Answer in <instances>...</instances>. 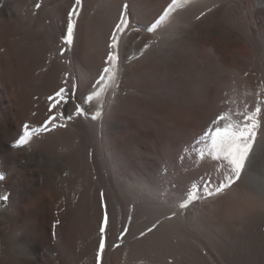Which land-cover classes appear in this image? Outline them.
Instances as JSON below:
<instances>
[{
    "label": "bare ground",
    "instance_id": "1",
    "mask_svg": "<svg viewBox=\"0 0 264 264\" xmlns=\"http://www.w3.org/2000/svg\"><path fill=\"white\" fill-rule=\"evenodd\" d=\"M57 3L51 0H0V15L15 18L20 31L29 33V28L32 30L30 23L37 20L33 38L29 40L28 33L24 34L15 45L17 54L11 52L6 61V73L20 102V118H16L13 108L5 102L0 88V176L4 177L0 181V194L10 198L0 201V264H64L59 261L60 249L66 250L68 258L77 264H94L93 258H78L75 250L66 245L63 223L53 224L57 218L52 199L46 194L50 190L38 191L49 181L47 187L55 193L52 192L54 207L60 210V204L65 202L66 199L59 202L63 191L60 189L64 188L62 194L71 197V203L78 206L76 210L81 208L83 223L88 222L84 223L86 227L90 225L88 228L93 225L91 232L99 240V194H105L110 224L100 259L102 264H111L110 248L122 230H126V234L123 247L118 250L119 264H210L205 255L206 252L209 255L208 251L216 252L223 264H264V0H176L173 11L152 34L157 43L138 59H131L126 64L122 60L123 67L117 73L119 88L112 82L106 94L84 106L89 117L74 115L77 101L61 103L60 115L61 112L73 114L71 121L61 119L66 128L40 133L30 141V148H17L14 142L22 135L23 126H41L49 96L59 87L68 86L61 83L65 74L78 84L77 100L91 90L105 66L110 33L122 13L132 10L134 16L140 15L138 22L131 21L130 25H147L152 11L160 9L159 16L173 0L164 5L156 1L150 11L142 0H82L74 19L77 36L81 35L77 34L79 30H86L87 47L81 52L76 36L72 50L65 51L64 56L60 55V49L64 47L61 38L67 14L75 6V0L68 9ZM90 4L96 5L97 16L87 26L85 23L82 26L80 11ZM229 10L237 12L239 29H234L238 27L233 23L223 22ZM208 12L214 13L213 21L205 20L204 15ZM211 33H243L252 42L256 56L241 57L234 70H230L231 76L229 74L232 77L236 72L240 82L232 81L226 75L227 80L208 99L200 86L192 87L189 100H183L187 101L184 106L201 105L210 115L199 122L197 130L181 131L176 141H162L160 152L153 154L155 159L159 158L155 162L154 158L144 155L140 147H135L134 131L130 137H123L126 123L122 115L146 116L148 107H142V100L145 97L158 100V94H161L158 87L140 90L133 85L134 77L154 76L160 82L175 83L171 80L175 73L169 72L170 64L184 59L188 42L208 38ZM138 36L142 39H136ZM147 38L143 32L128 33L123 55L132 57ZM45 58L49 66H45ZM161 62L167 66L162 67ZM44 66L51 67L48 74ZM244 71L252 72L258 81L260 79L261 89L252 86ZM134 93L146 96L139 101L133 97ZM169 95V92L165 93L164 99ZM197 98L202 101L196 102ZM258 102H261V114L256 155L247 173L221 195L180 209L179 203L187 190L193 184H200L201 177L211 176L218 182L225 174L224 169L216 170V162L207 156L206 150L201 159L189 148L202 127L221 112L231 114L230 123H238L243 116L236 113L247 114V106L253 112ZM97 104H102V117L93 121L90 115L94 114ZM45 162L54 171L59 170V177L44 174L42 163ZM166 216L172 218L166 219ZM153 224L156 228L148 232ZM88 228L86 230L90 231ZM37 235L49 238L44 246L49 256L39 253ZM88 235L84 239L89 237L88 245L91 246L94 238Z\"/></svg>",
    "mask_w": 264,
    "mask_h": 264
},
{
    "label": "rangeland",
    "instance_id": "2",
    "mask_svg": "<svg viewBox=\"0 0 264 264\" xmlns=\"http://www.w3.org/2000/svg\"><path fill=\"white\" fill-rule=\"evenodd\" d=\"M51 1L52 2L54 1L55 3L58 1L57 4L62 3L63 5L62 4H59V5L65 7V9H68L69 7H71L72 2H73V0H61V1L51 0ZM156 1H160L161 5H164L165 3L168 2V0H142L144 7H146L149 11L153 3H155ZM95 8H96L95 4H90V5H86L85 8L81 9L80 11L81 24L80 25L87 26L88 23H90L97 16L98 10H96ZM159 11L160 9H155L154 11L151 12L148 24L154 21L156 18H158ZM139 16L140 15L134 16V12L131 10L129 23L135 22L136 20L138 22ZM82 18L84 19L82 20ZM204 18L205 20L213 21L214 13L208 12L207 14L204 15ZM225 21L227 23L229 22L233 23L236 27H238L234 29H239L241 27L239 22L237 21V12L235 10H229L225 14V20H223V22ZM16 24H17V21L15 18H8L3 15H0V37H2V39L0 38L1 39L0 40V88L4 96L5 102L8 104L9 107L13 108L14 115L16 116V118H20L21 117L20 102L15 97V94H17V92L15 91V86L13 85L12 81L9 79V75L8 73H6V69H5L6 61L7 62L9 61L10 53L14 52L13 54H17V52H15V45L17 44V42L21 40L24 34L28 33L27 31H20L18 26H16ZM36 24H37V20H33L30 23L32 30H30L31 28H29L28 30L29 40L33 38V35H34L33 32L36 33L34 29V27H36ZM85 32L86 30L84 31V29H83V32H80L79 30L77 34L80 33L81 35L80 34H79L80 36L76 35L78 40L81 38L79 40L80 42L77 40V44L79 45V50L81 52H84V50H86V47H87L86 46L87 37L85 36L86 35ZM145 36L149 37V34L145 33ZM186 49H187V53L184 56V59L171 63L169 67L170 70L172 71V72L171 71L169 72L171 74L175 73L174 76H172L171 78V80H173V82L175 83L169 84V83L160 82V80H158L159 78L158 79L154 78V76L147 77V75H145V76H141L138 78L134 77L133 85H135L140 90L145 91L152 87H155V88L158 87L160 88L159 91H161V94H158L159 96L158 100H155V98L149 99L145 97L146 95L144 93L142 94L134 93L135 95L134 96L132 95L135 98V100L137 99L139 101H141L142 98L145 97V99L142 100L144 104L142 102L141 104L143 105L142 107L144 109L148 107L146 109L147 110L146 116L145 114H143V116L133 115L135 116L133 117L132 115H129V114L127 115L126 113L122 115L126 123V128L123 133V137L125 138L130 137L134 131V134L132 135H134L133 138L136 141L135 147L136 148L140 147L139 149L141 150V152H144V155H146L148 158H154L155 152L156 151L160 152L161 148L159 144L162 141H167L168 139H169L168 141H176L179 139L181 131H184V130L190 131L192 129L197 130L199 122L202 121L205 117H208L210 115L209 113L206 112V110L201 105L184 106V104L189 100V96L192 93V87L194 85L200 86V89H203V92L206 94L205 98L208 99L210 98L212 93L217 91L219 85L224 83V81L227 80L226 75H228V78L231 76L230 73L232 71L230 72V70H234V68L237 66V63L239 62L241 57L256 56V52L252 45V42L248 40L243 35V33H211L210 37L208 38L200 37V39H198L197 41L188 42L186 44ZM44 61H45V66H49V65H46V58ZM28 62L30 61L28 60ZM138 64H139V60L137 62V65ZM43 65H44V62H43ZM45 66H44V71L46 74H48L50 72V70L48 71V69H51V67L46 68ZM161 66L166 67L167 65L164 62H161ZM58 68L60 67L58 66ZM244 72L249 77V79L252 81L253 83L252 86L255 85L254 87L255 89H261L262 84H261L260 79L258 81L257 78L254 77V73L252 72H248V71H244ZM236 76H237L236 72L232 73V77H230L232 78L231 80L239 81V79ZM61 83L64 84L63 82ZM167 92H169L170 95L169 97H167V99H164V97H166L165 93ZM239 93H241V91H239ZM54 94L55 92L52 95ZM183 100H187V101L183 102ZM72 101L74 103L76 102V100H72ZM197 101H202V98L201 99L197 98L196 102ZM49 103L50 101L49 99H47V113H46V116L43 118L41 125L49 116V112H48ZM248 105H251V104L248 103ZM59 108H60V105H58V107L54 109V114L58 117V123H62L61 119H59L60 117ZM247 108H248V113L252 112V109H250L249 106H247ZM145 117H148V118H145ZM38 126H40V124H38ZM56 130H59V129L56 128L52 131H56ZM158 159L159 158L155 159V162L159 161ZM44 164L42 163V170L45 175L48 174L50 177H53V176L59 177L60 175L59 170L54 171L53 167H51L49 163H46L45 165ZM50 183H51L50 181L47 183H43V185L39 188L38 191L44 192L46 191V189L50 190V191H46V194L52 199V209L57 218L53 222V224L55 223L56 225L57 224L61 225L63 223L64 238H65L64 240L66 243H68L66 245L69 248L72 247L71 249L75 250L78 258L79 257L81 259L88 258V260L89 259L92 260L93 258L94 264H102L100 260L102 253L99 252V241H100L99 237L95 234L93 235L91 232L93 225L91 228H88L90 225H87L86 227V224H88V222L84 221V223L86 224L83 223L82 220L84 219L82 218H84V216L83 217L81 216V213H82L81 208L79 207V210L75 209V207L78 209V206L77 205L75 206V203H71L72 199L71 197L69 198V196H67L68 194L66 193V191L64 192L67 194V195L65 194L66 196L62 194L64 191V188L60 189V191L61 190L63 191L60 192L61 194H60L59 202H63V201L65 202L60 204V207H61L60 210L55 208L54 199L52 197V192L54 193V191L52 190L51 187L49 188L47 187ZM63 199H66V200H63ZM37 201L38 200H36L35 202ZM67 201L69 202V204H67ZM77 203L79 205V202ZM63 211L66 212V214L63 213ZM57 221H59V223H57ZM87 228L90 231L86 230ZM238 228L239 227H237L236 229ZM88 232H90L89 235H88ZM94 232L95 231L93 229V233ZM86 234L90 236L91 238H94L91 241V242H94L93 245L92 244L91 246L88 245L90 243L88 241L89 237L88 238L86 237V239H84V236H87ZM118 234L119 235L117 236L116 243H114L110 248L111 264L120 263L119 251H120V247L121 248L123 247V243H124L123 239L125 237L126 232L119 231ZM121 236H123L122 240H121ZM36 239H37L36 242L39 245V248H38L39 253L44 256H49V252H47V250L44 249V246L49 241V238L45 235H37ZM96 240H97V243H96ZM79 252L80 254H78ZM83 252L86 255V257L83 254ZM205 252L206 251H204V253ZM208 252H209V255L207 254V252L205 253V255L207 257V260L210 262V264H223L222 261H219L220 257L218 254H217L218 256L216 255V252L214 251H208ZM58 254H59L58 256H59L60 262L63 261L64 264H68L69 261H71L68 258V254L66 253V250L60 249L58 250ZM60 254L63 255V257ZM117 259L119 260V262ZM69 264H77V263L74 261H71Z\"/></svg>",
    "mask_w": 264,
    "mask_h": 264
},
{
    "label": "snow or ice",
    "instance_id": "3",
    "mask_svg": "<svg viewBox=\"0 0 264 264\" xmlns=\"http://www.w3.org/2000/svg\"><path fill=\"white\" fill-rule=\"evenodd\" d=\"M176 4V0H173L172 5L163 10V12L154 21L147 25H130L127 16L130 13H122L118 19V22L114 25L112 32L110 33L109 43L107 45L109 51L106 54L105 66L102 68L95 82L91 85V90L84 94L81 99L77 100V88L78 84L75 79L69 80L68 74H65L63 83L68 85L67 87H59L54 95L49 96V116L39 127H31L28 124L23 126V133L14 142V147L23 148L28 146L30 148V141L33 137L40 134L52 131L56 128H64L66 124L58 123V117L54 114V109L61 103H68L70 100H76L74 115L89 117L88 111L85 109V105L92 103L99 98L102 94H106L109 90V86L112 82H116V87L119 88L117 73L123 64H126L131 59H138L143 55L150 47H152L157 41L152 39V34H155L160 26L163 24L169 13L173 11ZM82 6V0H75V6L71 8L67 14L66 28L61 38V42L64 45L60 49V55L64 56L65 51H71L74 45L76 37L77 24L75 17L78 16L77 9ZM40 7L39 4L36 5ZM127 9V5H125ZM146 33L149 34V38L144 39V43L141 45L137 52L132 57L123 55V49L126 44V37L128 33ZM136 39H142V37H136ZM123 60V64H122ZM261 114V102L257 103V106L253 112L247 114L236 113V115H242L243 119L238 123H230L231 114L228 112H221L214 119L205 123L202 127L200 134L189 145L191 151H193L199 158L205 157V150L207 156L216 162V170H225V174L217 182L213 180L211 176L204 178L201 177L200 184H193L190 189L187 190L185 197L179 203L180 209H188L194 203L208 199L211 197L219 196L227 189L233 187L240 179L242 174H246L247 170L254 161L257 143V129L260 126L259 117ZM102 117V104H97L94 114L90 115V119L95 121ZM59 119L71 121L73 114L64 115L61 112ZM204 145L203 148L199 147ZM264 151V149H262ZM4 179L0 176V181ZM100 196V208H101V220L99 224V252H103L105 248V241L107 239V232L110 224V212L108 209L107 199L103 192ZM10 198L7 195L0 194V201H9ZM173 216L175 213L172 214ZM166 219H171V216H166ZM131 217H129V222ZM59 223V221H57ZM156 228V224L147 229L148 232H152ZM126 230H122L124 232ZM144 235V233H141ZM123 236H121V239Z\"/></svg>",
    "mask_w": 264,
    "mask_h": 264
}]
</instances>
